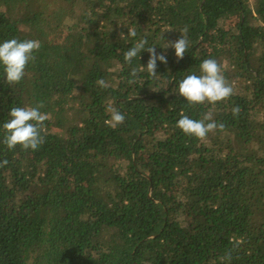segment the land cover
I'll use <instances>...</instances> for the list:
<instances>
[{
    "label": "trees",
    "instance_id": "obj_1",
    "mask_svg": "<svg viewBox=\"0 0 264 264\" xmlns=\"http://www.w3.org/2000/svg\"><path fill=\"white\" fill-rule=\"evenodd\" d=\"M184 28L177 59L163 46ZM143 36L167 60L155 78L146 50L123 60ZM11 38L41 47L20 83L0 68V264H222L229 249L230 264H264V0H0ZM206 58L234 94L189 106L179 82ZM39 102L44 143L8 150L9 110ZM181 113L225 127L200 141Z\"/></svg>",
    "mask_w": 264,
    "mask_h": 264
},
{
    "label": "clouds",
    "instance_id": "obj_2",
    "mask_svg": "<svg viewBox=\"0 0 264 264\" xmlns=\"http://www.w3.org/2000/svg\"><path fill=\"white\" fill-rule=\"evenodd\" d=\"M129 38H136L137 31L134 28L127 30ZM163 38V36H162ZM41 44L36 39L18 40L11 38L0 42V68L3 70L4 83L11 86L18 84L25 76L26 67L29 62L35 60L34 52L39 51ZM165 48L172 47L177 59H182L189 48L187 37V28L182 30L180 37L174 42L166 41ZM149 53L146 66L141 65L139 71H146L147 74L157 77L156 62L159 60L166 63V57L158 54L153 47L149 45L146 36L135 40L133 46L123 53V60L126 64L131 65L132 61L140 56L142 51ZM200 74H189L185 76L178 85V95L182 97L189 106L196 105H215L218 102L228 100L233 94L234 89L223 75L220 64L213 58H206L201 61L199 66ZM129 75L133 78L129 83L134 82L138 75V70L132 68ZM101 88H107L109 85L103 79L98 81ZM153 90V89H152ZM157 91V90H153ZM44 107L43 102L35 106L12 107L8 116L9 119L3 123V140L2 143L8 150H13L17 146L24 151H36L44 143L42 129L45 127L44 122L49 118L47 113L41 112ZM233 117H237L240 112L238 105L232 108ZM110 119L107 121L113 129L124 123L125 115L114 107L108 109ZM176 127L180 129L185 136L196 138L204 141L209 133L222 130L225 126L221 122L217 124L212 118L211 113L204 114L202 119H193L188 115L181 113L180 118L176 121ZM8 161H0V167L6 166ZM235 240L232 241L233 249L239 246ZM232 260V249H229L221 258L222 264H230Z\"/></svg>",
    "mask_w": 264,
    "mask_h": 264
}]
</instances>
